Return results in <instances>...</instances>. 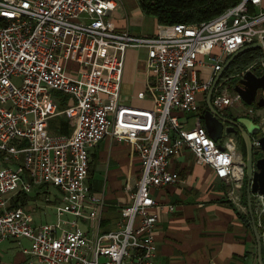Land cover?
Wrapping results in <instances>:
<instances>
[{
  "label": "built area",
  "instance_id": "built-area-1",
  "mask_svg": "<svg viewBox=\"0 0 264 264\" xmlns=\"http://www.w3.org/2000/svg\"><path fill=\"white\" fill-rule=\"evenodd\" d=\"M120 3L0 0V243L27 240L29 248L22 253L31 263L154 264L158 212L174 207L162 205L153 191L184 182L171 168L184 152L229 186L226 196L236 210L247 211L243 152L233 136L217 142L209 136L200 97L206 98L231 56L264 43V0H239L210 21L178 24L144 37L114 27L109 18ZM129 49L147 51L151 80L137 98L148 99L150 107L121 99ZM70 62L78 65L76 76L68 74ZM254 68H264V50L255 65L239 74ZM203 69L211 70L208 79L202 78ZM232 79L223 77L217 84L214 108L227 117L241 107V115L250 116L264 136V109L245 104L230 86ZM56 93L75 104L60 111ZM180 115H192L193 127H186ZM58 116L73 126L71 135L51 132ZM108 136L132 147L140 174L127 191L115 228L90 237L77 219L96 220L103 201L88 185L89 150ZM253 144L259 150L258 137ZM40 185L57 188L63 203L56 224L34 227L31 214L12 201ZM253 211L263 230L264 196L253 197ZM66 215L74 219L64 220Z\"/></svg>",
  "mask_w": 264,
  "mask_h": 264
},
{
  "label": "crops",
  "instance_id": "crops-1",
  "mask_svg": "<svg viewBox=\"0 0 264 264\" xmlns=\"http://www.w3.org/2000/svg\"><path fill=\"white\" fill-rule=\"evenodd\" d=\"M109 19L116 29L127 30L138 37L155 36L164 32L154 18L144 14L139 0H121L119 8ZM147 19L153 20L154 31L147 28ZM243 54L239 57L242 58ZM260 59L254 61L248 68ZM146 60V49H129L126 52L121 88V99L125 103L140 107L152 105L148 99L137 98L140 92L146 90L151 80ZM69 67L68 74L76 76L78 65L70 62ZM210 75V69H203V79H208ZM202 100L206 103V98H202L200 102ZM180 117L186 122V127H193L195 119L192 115ZM227 117L234 120L239 118L231 110L228 111ZM89 156L88 185L91 192L102 199L103 207L96 220L89 222L80 220L78 227L82 230L84 226L85 230L82 231L93 237L97 232L107 233L113 230L120 220V211L128 202L127 191L135 188L139 177L140 160L129 144L117 141L111 136L91 148ZM171 168L180 172L184 182L153 191L154 198L162 205L174 207L172 211L161 209L158 212L154 264H259L258 242L248 203L244 201L246 191L242 190V202L247 211L241 212L235 209L226 196L229 186L221 182L210 168L199 165L191 153L184 152L176 156ZM44 186L34 187V191ZM244 188L247 190L246 181ZM34 191L26 194L27 198L21 206L29 214L36 208V197L33 195L37 196L38 193ZM20 193L12 196L16 198ZM46 201L49 204L53 203L48 207L54 208L57 220L56 210L58 205L63 203L62 193L59 191V197L55 201L47 199ZM31 217L34 227L56 222L43 221L41 218L35 220L32 214ZM17 245L20 249H11L7 254L0 250V264H34L22 253V249L29 246L22 242Z\"/></svg>",
  "mask_w": 264,
  "mask_h": 264
},
{
  "label": "water",
  "instance_id": "water-1",
  "mask_svg": "<svg viewBox=\"0 0 264 264\" xmlns=\"http://www.w3.org/2000/svg\"><path fill=\"white\" fill-rule=\"evenodd\" d=\"M264 50V43H255L242 49L237 54L231 56L226 62L224 69L220 72L207 94L206 110L203 116L204 126L209 136L214 141L222 140L225 136L241 134L246 148V184H247V203L250 211L251 220L258 242L259 264H264V229L257 226L253 211V197L255 195L264 196V136L254 124H248L242 118L230 119L222 116L213 106L212 98L214 90L219 81L224 77L225 72L231 64L243 53L253 50ZM258 68L247 71L245 74L234 75L236 78L234 91L237 92L242 101L249 106H256L258 109H264V73L258 76ZM233 84V85H234ZM258 137L259 150L255 151L254 140ZM259 153L263 156L258 158ZM264 223V216L262 217Z\"/></svg>",
  "mask_w": 264,
  "mask_h": 264
},
{
  "label": "trees",
  "instance_id": "trees-1",
  "mask_svg": "<svg viewBox=\"0 0 264 264\" xmlns=\"http://www.w3.org/2000/svg\"><path fill=\"white\" fill-rule=\"evenodd\" d=\"M139 2L145 15L154 18L160 28H166L178 24L193 26L210 21L238 4L239 0H139ZM262 55L263 51L260 49L244 53L242 58L238 57L231 64L224 77L241 73ZM56 96L59 99L60 111L75 104L74 100L65 94L56 93ZM72 131L71 124L63 116H58L51 121L53 134L71 135ZM240 147L246 158L243 141ZM244 195V201L247 203L246 192ZM26 198V194L20 193L13 199L12 205L22 206Z\"/></svg>",
  "mask_w": 264,
  "mask_h": 264
},
{
  "label": "rangeland",
  "instance_id": "rangeland-1",
  "mask_svg": "<svg viewBox=\"0 0 264 264\" xmlns=\"http://www.w3.org/2000/svg\"><path fill=\"white\" fill-rule=\"evenodd\" d=\"M147 28L150 29L151 31H154V22L153 20H149L147 19ZM258 74H262L264 73V68H260L258 69ZM238 73H236L235 75H237ZM75 76V75H74ZM234 75H231V77H233ZM234 79V78H233ZM14 83L16 85L19 84V81L18 80H14ZM203 98V96L201 95V99ZM200 99V100H201ZM203 101V100H202ZM201 101V102H202ZM204 105L205 104V101H203L201 103V105ZM233 114L236 116V117H239V118H242L244 121H246V123L248 124H254L255 126H257V124L252 120V118L248 115H241V111H242V108L240 107V109H231ZM242 117H241V116ZM260 156H262L263 154L262 153H259ZM99 165H97L98 167ZM34 189L31 191L33 192ZM246 191V188L243 189V192ZM34 193H38V195H33V197H36L35 199V205H36V208L34 209V211L31 213L35 220L39 218H41L43 221H48V222H53L55 219V210L54 208H51V207H48L49 205H53L52 204H49L46 199L48 201H55L57 197H59V191L52 188V187H41L40 190H37V191H34ZM58 204H60L58 202ZM62 206L61 204L58 205V207ZM58 209V208H57ZM42 212H44L45 215L42 214ZM56 213H57V210H56ZM74 218L69 216V215H66L64 217V220H73ZM77 221H79L80 223V220L77 219ZM58 222V218L56 220L55 223H51V224H56ZM48 224V223H46ZM65 229H68L67 226H65ZM82 230H85L84 226H82ZM22 243H25V245H27V247L29 246V242L27 240H21ZM11 249H20V247L17 245V242L15 240H5L3 242L0 243V250L2 252H4L5 254L7 253H10L11 252ZM9 250V252H8Z\"/></svg>",
  "mask_w": 264,
  "mask_h": 264
},
{
  "label": "flooded vegetation",
  "instance_id": "flooded-vegetation-1",
  "mask_svg": "<svg viewBox=\"0 0 264 264\" xmlns=\"http://www.w3.org/2000/svg\"><path fill=\"white\" fill-rule=\"evenodd\" d=\"M227 72V71H226ZM225 72V73H226ZM225 75V74H224ZM231 77V76H230ZM234 81H235V79H232L231 81H230V86H232V87H234L235 88V86H236V82H235V84H234ZM234 84V85H233ZM205 110H206V105L204 104H202L201 105V111H202V113H203V115H204V113H205ZM230 136H233L234 137V139H235V141L237 142V145H238V147L241 149V141H243L242 140V137H241V134H239L238 136H235V135H230ZM258 158H260V156L258 155Z\"/></svg>",
  "mask_w": 264,
  "mask_h": 264
}]
</instances>
